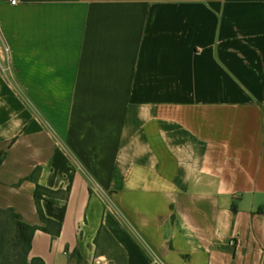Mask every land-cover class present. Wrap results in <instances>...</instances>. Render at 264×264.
<instances>
[{
  "label": "crops",
  "instance_id": "1",
  "mask_svg": "<svg viewBox=\"0 0 264 264\" xmlns=\"http://www.w3.org/2000/svg\"><path fill=\"white\" fill-rule=\"evenodd\" d=\"M0 156L29 261L264 264V0H0Z\"/></svg>",
  "mask_w": 264,
  "mask_h": 264
},
{
  "label": "trees",
  "instance_id": "2",
  "mask_svg": "<svg viewBox=\"0 0 264 264\" xmlns=\"http://www.w3.org/2000/svg\"><path fill=\"white\" fill-rule=\"evenodd\" d=\"M30 178L35 179V176L32 175ZM68 192L69 187L62 193L61 190H52L36 184L34 198L39 216L45 223L43 226L26 223L12 208H0V264H43L39 258H33L30 261L28 259L33 234L36 229H42L51 233L52 236H57L61 230V223L43 214L41 199L46 195L67 197Z\"/></svg>",
  "mask_w": 264,
  "mask_h": 264
},
{
  "label": "rangeland",
  "instance_id": "3",
  "mask_svg": "<svg viewBox=\"0 0 264 264\" xmlns=\"http://www.w3.org/2000/svg\"><path fill=\"white\" fill-rule=\"evenodd\" d=\"M105 247H106L105 248L106 252L108 254L107 258L105 259L106 264H123V259L121 257L119 250H117L110 243H107Z\"/></svg>",
  "mask_w": 264,
  "mask_h": 264
},
{
  "label": "built area",
  "instance_id": "4",
  "mask_svg": "<svg viewBox=\"0 0 264 264\" xmlns=\"http://www.w3.org/2000/svg\"><path fill=\"white\" fill-rule=\"evenodd\" d=\"M9 2L11 4H14L15 3V0H9ZM93 264H103V263H102V261L100 259H95L94 262H93Z\"/></svg>",
  "mask_w": 264,
  "mask_h": 264
}]
</instances>
